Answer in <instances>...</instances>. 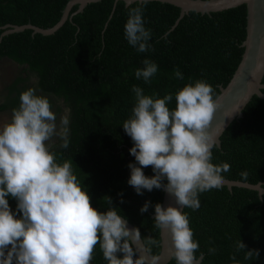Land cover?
<instances>
[{
  "label": "trees",
  "instance_id": "trees-1",
  "mask_svg": "<svg viewBox=\"0 0 264 264\" xmlns=\"http://www.w3.org/2000/svg\"><path fill=\"white\" fill-rule=\"evenodd\" d=\"M68 1L0 0V61L5 57L12 59L25 65L27 73L9 85L0 111L18 107L20 93L29 87L46 96L52 108L53 98L62 99L69 109V147L62 148L57 138L50 150L58 162L72 163L74 174L95 209L107 211L110 198L111 207L132 222L143 239H157L159 247L152 246L150 252L157 255L161 251V235L155 227L154 214L155 205H162L164 190L142 189L141 195L128 183L129 164L140 166L130 153L134 142L123 128L135 105L132 86H140L145 95L154 98L172 94L170 109L175 107V93L189 80L203 79L212 85L217 98L244 53L247 6L241 4L212 13L190 11L172 29L181 8L149 0L142 7L144 25L151 32V48L143 53L129 45L124 34L128 9L141 6L139 1L127 5L124 0H101L89 3L79 13H75L79 7L76 4L70 17L53 34L34 33L31 28L3 34L8 24L31 22L44 28L55 25ZM144 59L158 66L150 83L135 77V70L144 67ZM177 68L182 79L174 75ZM32 76L37 77L34 84L30 82ZM221 140V146L212 149V162L230 165V171L222 173L223 178L264 182V98L254 95L243 116L227 127ZM142 170L148 177L155 175L151 166ZM7 199L10 209L21 215L17 200L11 196ZM199 201L198 209L184 208L183 212L189 217L193 239L199 242L195 255L204 256L202 264H232L230 255L239 239L246 251L256 249L259 256L245 261L241 251L236 254L237 260L241 264H264V194L247 187L230 189L222 185L200 193ZM145 202H150L148 210L141 212ZM212 246L215 254L208 252ZM117 255L122 257V253ZM91 264H107L99 245ZM167 264H176L175 258Z\"/></svg>",
  "mask_w": 264,
  "mask_h": 264
},
{
  "label": "clouds",
  "instance_id": "clouds-1",
  "mask_svg": "<svg viewBox=\"0 0 264 264\" xmlns=\"http://www.w3.org/2000/svg\"><path fill=\"white\" fill-rule=\"evenodd\" d=\"M147 3L149 0H139L141 6L129 7L124 25L128 44L140 53L151 48V32L143 20L142 5ZM142 63L144 67L135 70V77L150 83L158 66L150 59ZM262 66L258 63L256 71ZM174 75L183 78L179 68ZM131 91L135 105L123 128L134 142L130 153L140 166L129 164L128 183L137 194L142 195V189L163 188L175 197L180 208L155 205V227L170 231L176 264H194L200 246L181 208L198 209L199 194L219 189L222 173L230 171L228 163L212 162L217 139L210 128L218 107L213 87L203 79L189 80L175 93L173 109L168 107L172 94L154 98L137 85ZM19 99L11 119L0 124V264H91L97 245L107 264H145L148 257L137 256L132 247L134 241L142 240L139 229L127 227V221L111 207L110 198L107 211L95 209L72 163L58 162L50 150L48 142L54 137L62 148L69 147V116L62 115L58 127L49 99L32 87L22 91ZM148 166L155 175L144 174L142 169ZM9 196L17 200L21 215L10 209ZM149 203L140 211L146 212ZM152 246L159 247L152 236L139 245L148 252ZM245 247L241 239L235 242L232 264H241L236 258L241 251L245 261L259 256L258 250L246 251ZM208 252L215 254L216 248L209 247ZM158 260L153 255L149 264Z\"/></svg>",
  "mask_w": 264,
  "mask_h": 264
},
{
  "label": "water",
  "instance_id": "water-1",
  "mask_svg": "<svg viewBox=\"0 0 264 264\" xmlns=\"http://www.w3.org/2000/svg\"><path fill=\"white\" fill-rule=\"evenodd\" d=\"M101 0H69L66 7L63 10V14L60 20L53 26L44 28L28 22L23 25H5L7 28L3 34H9L12 32H20L26 28L33 29L34 33H42L49 35L55 33L70 17V11L76 4L79 5L78 10L75 13L83 12L89 3L98 2ZM127 5L139 0H124ZM174 4L181 8L180 16L176 20L172 29L177 26L180 19L184 17L186 13L190 11H196L201 13H212L222 11L232 7L246 4L247 6V35L243 41L244 53L237 67L234 75L226 86H221L220 94L218 95L216 108L211 122L210 131L215 130L217 146H221V136L227 127L236 119L243 116V110L246 105L251 101L254 95H258L264 98V66L257 72V64L264 65V0H158ZM112 17V14H111ZM222 185H227L230 189L233 186L247 187L250 189L258 190L260 195L264 194V182L251 183L249 181L231 180L224 178ZM164 190V189H163ZM174 206L180 208L175 197L164 190V198L162 201V207ZM184 211V209L181 208ZM155 216V214H154ZM122 219L127 221V227L129 229L137 228L132 222L122 216ZM141 235V233H140ZM161 235V251L155 255L159 257L157 264H167L174 257L172 256V242L171 234L167 229L160 230ZM141 239L143 237L141 235ZM141 241H134L133 247L137 250L136 255L143 254L148 257L145 264H149L150 257L153 256L150 252L139 245ZM203 255L196 257L194 264H202Z\"/></svg>",
  "mask_w": 264,
  "mask_h": 264
},
{
  "label": "rangeland",
  "instance_id": "rangeland-1",
  "mask_svg": "<svg viewBox=\"0 0 264 264\" xmlns=\"http://www.w3.org/2000/svg\"><path fill=\"white\" fill-rule=\"evenodd\" d=\"M25 65H19L12 59L7 57L3 58L0 61V103L6 100V97L9 93L8 87L9 85L19 76H25L27 73L24 71ZM37 77L32 76L30 78V82L32 84L36 83ZM53 108L52 110L57 115V125L59 127L60 117L64 114H69V109H67L64 105L62 99L53 98ZM59 106L62 107V110H59ZM12 111L11 109H7L4 111H0V124H3L6 121L11 119ZM57 141V138L54 137L52 141H49L48 144L52 147L53 144Z\"/></svg>",
  "mask_w": 264,
  "mask_h": 264
}]
</instances>
